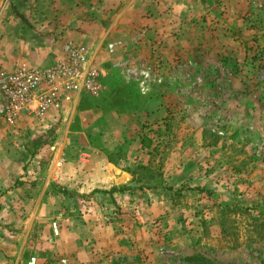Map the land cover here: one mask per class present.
I'll list each match as a JSON object with an SVG mask.
<instances>
[{
	"label": "rangeland",
	"instance_id": "1",
	"mask_svg": "<svg viewBox=\"0 0 264 264\" xmlns=\"http://www.w3.org/2000/svg\"><path fill=\"white\" fill-rule=\"evenodd\" d=\"M25 3L27 11L36 9ZM6 7L8 2L0 1V11ZM128 14L109 18L118 23L114 31L121 38L106 43L102 52L115 56V62L100 65L96 59L103 71L117 75L122 90L108 94L105 85L100 98L82 99L78 107L81 113L96 111L101 122L110 123L109 114L128 117L127 134L117 135L155 141L140 154L147 157V169L134 177L146 189L119 202L101 192L76 199L53 183L43 191L41 170L64 140L61 120L45 125L24 115L13 126L1 124L12 140L3 151L13 160L0 165V264H190L184 258L192 252L207 254L216 264H264V215L259 216L264 201V0L252 2L242 28L233 21L222 30L204 28V18L197 22L201 30L192 32L193 38L224 41V56L233 57L217 66L192 62V74L175 71L178 78H162L159 68L146 62L153 58L147 45L153 47L158 38L165 44L180 33L169 28L155 36L153 26L138 28L137 12ZM216 18L215 24H227V16ZM127 23L131 28L125 30ZM128 69L150 73L144 94L138 79L123 74ZM174 69L167 65L164 71L170 75ZM173 88L172 98L155 102ZM102 135L88 137L99 142ZM198 189L215 194L209 198ZM62 231L69 239H61Z\"/></svg>",
	"mask_w": 264,
	"mask_h": 264
},
{
	"label": "crops",
	"instance_id": "2",
	"mask_svg": "<svg viewBox=\"0 0 264 264\" xmlns=\"http://www.w3.org/2000/svg\"><path fill=\"white\" fill-rule=\"evenodd\" d=\"M26 1L32 2L36 9L27 11ZM253 1L256 0H6L8 7L0 11V68L7 71H13L21 66L47 69L58 60L63 47L73 42L84 46L94 56L95 62L96 59L100 61V65L107 60L115 62V56L110 57L106 51L102 52V47L106 43H114L121 38L114 31L118 24L114 22V16L119 15L121 19L128 12L127 16L137 12L138 28L144 26L143 24H147L148 29L153 26L151 29L156 33L155 36L162 31L161 29L166 32L169 28L172 33L174 32L173 34L175 31L176 34L180 33L177 39L171 36L165 44H161L158 38L159 41L153 44V47L147 45L153 58L146 64L155 66V69L159 68L157 72L162 78L169 76L178 78L175 71H180L179 73L185 77L192 74V69L188 71L192 62L197 65L200 63L217 66L222 62H231L229 58L233 57L231 54L224 56V47L227 46L224 41L193 38L190 34L201 30L202 24L198 25L197 22H201L204 18L207 21L204 28L212 25L217 29L221 27L222 30L228 28L227 25L233 21L235 27L242 28L241 19L251 10ZM10 5L13 6L12 11H9ZM111 15L113 19L109 20ZM217 15L227 16V24L226 20H220L215 24L218 18H214ZM108 20L110 28L105 30L104 24ZM180 24L181 26H178ZM126 28H131L130 23L123 26V29ZM115 48V51H118L117 47ZM143 48L147 49L145 45ZM167 65L170 69L178 68V70L174 69L168 75L164 71ZM105 73L107 74L103 71V76L106 75ZM173 91L174 88L171 92L161 94L155 102L157 101L159 105L166 102L169 96L172 98L174 95ZM80 100L81 98L75 99L40 119L45 125L54 122L56 118L60 119V127L63 131L66 129L64 140L58 144L51 163L45 170H41L42 176L39 182L43 191L48 184L53 183L69 191L76 199L101 192L110 194L111 197L106 196L115 202L130 198L132 192L144 191L146 188L135 184L134 177L139 176L140 171L147 169V157L140 154H146V150L152 147L155 141L144 136L133 139L129 135H124L130 126L127 123L128 117L119 118L109 114L107 116L111 122L107 123L108 120L105 122L97 120L99 115L96 111L81 113L78 107ZM80 116L82 127L77 128L76 120ZM25 119L29 121L28 118ZM120 124L122 129H119ZM3 129L0 124V165L6 159L13 160L11 155L8 156L3 151L12 141L11 138H7ZM121 130L124 133L117 135ZM97 132L105 135L100 136V143L88 137L89 133L91 135ZM109 137L117 140L107 139ZM102 142H105L104 146L101 145ZM111 144H114L115 148L110 149ZM102 148H105V152L101 151ZM133 150L139 151L138 154ZM151 157L157 156L151 155ZM173 168L175 169V166ZM119 188L125 190L115 191ZM87 225L92 231L95 229L91 224ZM63 232L60 237L65 241L69 238L68 235H63ZM70 240L75 244L76 238Z\"/></svg>",
	"mask_w": 264,
	"mask_h": 264
},
{
	"label": "built area",
	"instance_id": "3",
	"mask_svg": "<svg viewBox=\"0 0 264 264\" xmlns=\"http://www.w3.org/2000/svg\"><path fill=\"white\" fill-rule=\"evenodd\" d=\"M123 74L138 79V87L145 93L144 85L150 79L148 71L128 69ZM103 79L94 56L74 43H67L58 60L47 69L0 68V124L13 126L24 115L42 119L82 94L96 99L105 90Z\"/></svg>",
	"mask_w": 264,
	"mask_h": 264
},
{
	"label": "trees",
	"instance_id": "4",
	"mask_svg": "<svg viewBox=\"0 0 264 264\" xmlns=\"http://www.w3.org/2000/svg\"><path fill=\"white\" fill-rule=\"evenodd\" d=\"M113 80H116V82H112ZM103 83L104 85H106L107 87V92L108 94H113V93H116L121 89V83H120V79L117 77V75H115L113 72L109 71L107 73V76L103 79ZM106 92V91H105ZM104 92V93H105ZM103 93V94H104ZM89 99V100H92V99H95V98H91L90 96H87V95H83L81 97V100L82 99ZM100 98V97H98ZM96 98V99H98ZM80 100V101H81ZM146 146V144H145ZM125 190V188H119V189H115V191L117 192H123ZM198 190H203V193L205 192L206 195L209 196V198H211V196H213L215 193L211 190H208V189H198ZM205 190V191H204ZM234 206V205H233ZM220 207H223L221 210H225V211H231V210H228V209H231L229 207H225V206H220ZM264 207V201L262 203V205L260 206V211H259V216H263L264 215V210H262ZM215 256V255H214ZM184 261L186 263H190V264H216V263H219L218 261H216L215 259H210L207 254H200L198 252H192L191 254L185 256L184 258ZM241 264H250V263H241ZM262 264V263H261Z\"/></svg>",
	"mask_w": 264,
	"mask_h": 264
}]
</instances>
